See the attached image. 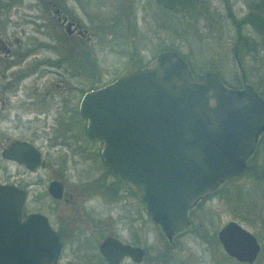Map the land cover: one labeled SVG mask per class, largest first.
I'll use <instances>...</instances> for the list:
<instances>
[{
	"label": "flooded vegetation",
	"instance_id": "af4514ba",
	"mask_svg": "<svg viewBox=\"0 0 264 264\" xmlns=\"http://www.w3.org/2000/svg\"><path fill=\"white\" fill-rule=\"evenodd\" d=\"M25 1L31 3L25 5L27 9L37 11L24 10L21 19L14 16L13 20L14 3ZM243 1L240 4L238 0H195L190 7L173 11L157 0H0V161L5 163V180H0V184L23 191L21 218L33 213L46 218L60 244L54 264H187L180 259L181 247L175 240L193 225L192 214L197 206L213 198L227 183L239 181L238 185H242L245 176L254 180L250 184L252 190H246L249 200L261 186L264 202L263 125L242 172L200 198L187 211L188 226L170 239L164 237L165 248L156 252L155 246L147 243L148 237L141 236L139 206L134 205L130 211L123 203L124 187L132 196L134 192L104 164L100 154L102 142L88 135L86 119L79 113L86 92L105 86L128 67L148 65L162 51L176 52L195 81L214 72L231 89L240 91L243 84H248L264 104V0ZM173 16L182 20L181 33L173 29ZM19 19L22 24L35 27L36 39L31 45L19 35L26 34L20 29ZM13 27L17 32L11 30ZM220 37L228 45L234 67L230 81L239 85H226L224 78L213 70L199 72L203 67H213L204 65L206 60H218ZM178 42L187 45L185 52L179 50ZM209 48L212 57L205 55ZM108 49L123 53L128 65L101 82L97 79L99 67L94 51ZM143 50L150 54L147 60L140 55ZM77 65L82 68L77 69ZM72 121L80 124L85 141L77 138ZM16 143L33 148L36 154H31L36 159L31 158L27 165L15 161L12 157L21 152L13 148ZM3 150L7 151V158L2 157ZM37 161L42 164L35 166ZM45 170L49 171L48 176ZM52 181L57 182L58 196L49 191ZM229 198L234 215L214 234L204 233L200 223L193 229L192 237L202 245L198 249L205 254L217 246L216 253L223 256V262L211 258L209 264H264V203H238L239 195ZM137 200L148 220L155 224L144 204ZM238 219H247V223ZM228 222L252 235L257 250L251 261L224 251L217 233ZM107 237L139 248L141 256L137 260L129 254L118 255L113 247H106L102 253L100 244ZM244 248L249 251L252 245H241L240 254ZM173 254L177 257L173 258ZM204 261L201 259L200 264Z\"/></svg>",
	"mask_w": 264,
	"mask_h": 264
},
{
	"label": "water",
	"instance_id": "95a60500",
	"mask_svg": "<svg viewBox=\"0 0 264 264\" xmlns=\"http://www.w3.org/2000/svg\"><path fill=\"white\" fill-rule=\"evenodd\" d=\"M194 2L157 0L173 11ZM79 113L88 135L102 142L104 164L134 192L167 239L188 226L187 211L200 198L242 172L264 125V104L248 84L240 91L231 89L214 72L195 81L174 51L159 52L148 65L128 67L105 86L86 92ZM13 148L21 151L12 157L18 163L36 159L25 144ZM2 157H8L6 150ZM57 187V182L49 183L54 196ZM23 200V191L0 184V264H54L57 236L44 216L21 218ZM217 237L228 255L254 257L252 235L236 223H226ZM241 245L252 248L240 254ZM106 247L137 260L142 254L111 237L100 251Z\"/></svg>",
	"mask_w": 264,
	"mask_h": 264
},
{
	"label": "rangeland",
	"instance_id": "374dc122",
	"mask_svg": "<svg viewBox=\"0 0 264 264\" xmlns=\"http://www.w3.org/2000/svg\"><path fill=\"white\" fill-rule=\"evenodd\" d=\"M13 1H16V0H13ZM238 2L240 4L244 3L243 0H238ZM29 3L30 2H26V1L22 3H17V4L14 3L13 10L16 13L13 15L12 19L13 20L15 19L14 16H16V18L18 17L21 19L22 14L24 13V10H26L27 12H36L37 10L27 9V7H25V5H28ZM156 18L161 20V16H157ZM20 19H19V22H21ZM172 22H173V29L179 30V32L181 33L183 29L182 20L178 17L173 16ZM21 28L25 30L26 34L24 35L19 34L20 37L24 40L25 43H27L28 45L29 44L31 45L34 42V39H36V34L34 33L35 27L31 23H28L27 25L25 23L22 24L21 22L20 29ZM11 30L13 32H17V29L15 27L11 28ZM223 38L224 37H220L221 42L219 46L217 47L216 54H217V57L219 56L218 60L217 61L215 60L207 61L206 60L204 65H213V67H203V69L200 70L199 72H201L202 74L205 70H213V71L218 72L220 76L224 78L226 85H229V86L239 85L238 83H234V81L232 82L230 81L229 75L234 70V67L230 60V53H229L228 45L225 44ZM177 44H178L179 50L181 52H185L187 45L185 43L181 45L180 42H178ZM203 47L205 48V46ZM94 52L96 53L95 63L99 67L98 69H96L97 79L100 80L101 82L105 81L106 79L113 78L119 70H121L122 68L128 65L127 57L125 55H122L123 53L120 55L113 51H110V49H108V51H105V52L100 51V50L94 51ZM243 54L244 53L242 51V56ZM140 55L144 60H147L150 57V54L145 50H143L140 53ZM205 55L206 57L213 56V52L210 50V48L207 51H205ZM220 57H223V58H221L220 60ZM81 68H82V65H77V69H81ZM77 84L79 86H83V84L79 81L77 82ZM73 122L74 121H72L71 128L73 131H75L77 138H79L82 141H85L82 136L80 124L76 122L73 123ZM4 166H5V163L0 161V180L1 181L5 180L4 172H3ZM48 174H49V171L45 170V175L48 176ZM242 180H243V183L240 186L238 185L239 181H236L235 184L233 182L227 183L225 186H223L220 189V192H218L213 198L208 199L203 205L196 207V209L193 211V214H192V216L194 217L193 225L190 226L189 230H187L183 235H181L179 239L175 240L179 242L178 244H180V247H181V253H182L181 254L182 256L180 257L181 260H185L187 264H200L201 259L205 260L204 261L205 264H209V262H211V258H214V259L217 258L220 262H223V256L219 252L216 253L218 251L217 246L214 248V250L211 249V253L208 250H206L205 254H202V252L198 249V246L202 247V245H200L198 240L192 237L194 235L193 229L200 223L202 225V230L204 231V233L206 232L211 235L214 234L216 230L224 222L231 219L232 216L234 215V213L231 211L232 210V201H231L232 198L231 199L229 198L230 196L232 197V195L233 197L235 195H239L238 203L239 202L242 204H250V203H255V204L261 203L262 204L264 203L260 195L262 191L261 190L262 187L259 186L260 187L259 190L258 189L254 190L253 196H252L253 198L249 200L246 194V190L247 188L252 190V186L250 184L254 180L249 179V177L247 176L242 178ZM126 189L127 188L125 186L124 187L125 197H124V202H123L125 204V208L132 211L134 208V205L139 206L140 215H141V223H140L141 236L148 237L147 243L148 244L151 243L152 245H154L156 248L155 249L156 252L161 251V249L163 250V248H165V245H166L164 235L162 234V232L160 231L157 225L153 224L152 222L148 220L147 216L145 215L143 206L140 205L137 198L135 196H132L129 192H127ZM263 189H264V186H263ZM238 213L242 214L243 212L238 211ZM240 221L244 224L247 223L246 222L247 219L246 221H242V220ZM254 228L250 227L251 230H256ZM123 235L126 236V232L123 233ZM142 239H145V238H142ZM143 242L146 243L145 240ZM143 245L145 246L146 244L143 243ZM172 256L173 258L177 257L176 254H173Z\"/></svg>",
	"mask_w": 264,
	"mask_h": 264
}]
</instances>
